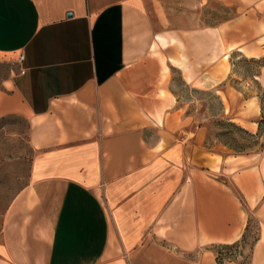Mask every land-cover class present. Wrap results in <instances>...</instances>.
<instances>
[{
    "label": "crops",
    "instance_id": "0c3cea01",
    "mask_svg": "<svg viewBox=\"0 0 264 264\" xmlns=\"http://www.w3.org/2000/svg\"><path fill=\"white\" fill-rule=\"evenodd\" d=\"M239 2V17L202 28L161 0H0V62L18 69L0 119H25L32 149L0 214V264H220L217 247L246 239L264 163H221L174 85L178 72L232 102L216 44L249 47L264 29V0ZM247 252L264 264L263 229Z\"/></svg>",
    "mask_w": 264,
    "mask_h": 264
},
{
    "label": "rangeland",
    "instance_id": "374dc122",
    "mask_svg": "<svg viewBox=\"0 0 264 264\" xmlns=\"http://www.w3.org/2000/svg\"><path fill=\"white\" fill-rule=\"evenodd\" d=\"M161 1L168 6L176 5L188 13L193 10L198 14L199 26L202 28L220 27L239 17L244 9L239 0ZM152 2L158 4L159 0ZM185 11L182 14V23L190 21L186 17L189 14ZM252 43L249 47L240 48H219L216 44L215 59L220 58L217 67L221 74L229 76L223 86L231 90L232 102L226 101L222 93L218 95L217 92L223 88L218 87L214 92L197 91L185 86L179 73L174 72V85L184 103L188 105L187 113L194 118L196 126L206 130L205 147L210 153L219 155L221 163H226L229 168L231 165L226 160L235 157H242L248 162L237 169L254 163H264V85L259 81L264 72V29L263 38ZM227 52L230 57L225 59ZM17 71L16 65L0 62V85L4 80L12 78ZM255 112H259L257 117L250 118ZM250 122L258 123L256 134L246 129V124ZM31 157L28 122L16 117L0 119V214L8 209L21 189L28 184ZM261 229L264 230V213L262 217L250 221V231L245 242L238 248L224 252L221 251L222 247L216 248L217 253L222 252L220 258H224L223 263H248L249 253H245L246 247L255 243Z\"/></svg>",
    "mask_w": 264,
    "mask_h": 264
},
{
    "label": "trees",
    "instance_id": "16d2710c",
    "mask_svg": "<svg viewBox=\"0 0 264 264\" xmlns=\"http://www.w3.org/2000/svg\"><path fill=\"white\" fill-rule=\"evenodd\" d=\"M231 125H235V124H231ZM245 242V240L243 241V243ZM241 245V243H237V244H234V245H232V246H223L222 248H221V251H230L231 249H234V248H238L239 246ZM219 254V256H218V262L221 264V263H223L224 262V258H220V255L222 256V252H219L218 253ZM246 264H249V262L248 263H246Z\"/></svg>",
    "mask_w": 264,
    "mask_h": 264
},
{
    "label": "bare ground",
    "instance_id": "6f19581e",
    "mask_svg": "<svg viewBox=\"0 0 264 264\" xmlns=\"http://www.w3.org/2000/svg\"><path fill=\"white\" fill-rule=\"evenodd\" d=\"M229 57H230L229 53L225 55V59H228Z\"/></svg>",
    "mask_w": 264,
    "mask_h": 264
},
{
    "label": "built area",
    "instance_id": "2783aa9c",
    "mask_svg": "<svg viewBox=\"0 0 264 264\" xmlns=\"http://www.w3.org/2000/svg\"><path fill=\"white\" fill-rule=\"evenodd\" d=\"M22 59H23V56L20 57V61H22ZM229 260H230V259H229Z\"/></svg>",
    "mask_w": 264,
    "mask_h": 264
}]
</instances>
